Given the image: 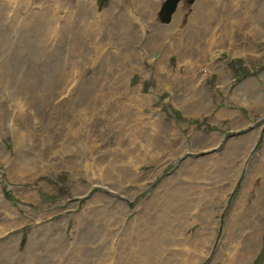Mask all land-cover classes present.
<instances>
[{
    "label": "rangeland",
    "instance_id": "rangeland-1",
    "mask_svg": "<svg viewBox=\"0 0 264 264\" xmlns=\"http://www.w3.org/2000/svg\"><path fill=\"white\" fill-rule=\"evenodd\" d=\"M7 1L0 264H264V0Z\"/></svg>",
    "mask_w": 264,
    "mask_h": 264
},
{
    "label": "bare ground",
    "instance_id": "bare-ground-1",
    "mask_svg": "<svg viewBox=\"0 0 264 264\" xmlns=\"http://www.w3.org/2000/svg\"><path fill=\"white\" fill-rule=\"evenodd\" d=\"M6 1V0H5ZM163 1V0H162ZM4 2V1H3ZM15 2V3H14ZM18 2V3H17ZM157 2L158 3H156V1H153L152 2V4L151 3H149V5H151V7H153L154 9H155V12H156V10L158 9V7H159V3H160V1L159 0H157ZM7 4H8V7L11 9V6H12V11L14 12V10H17V7H16V5H18V4H21V5H24V8L25 9H27V10H29V12H30V7H28L23 1L21 2V0H8L7 2H5L3 5H4V7H6L7 6ZM163 3H161V5H162ZM42 9V8H41ZM150 10V9H149ZM99 11V10H98ZM96 12V11H95ZM101 12H104V11H101ZM106 12V11H105ZM151 12H153V11H151ZM15 13H16V11H15ZM14 13V14H15ZM10 14V13H9ZM96 14H97V12H96ZM57 15V14H56ZM156 15V14H155ZM154 16V15H153ZM152 16V17H153ZM14 17V16H13ZM33 17V16H32ZM42 18V17H41ZM59 18V16L57 15V19ZM144 18H146V17H144ZM150 18V17H149ZM146 20V19H145ZM149 21V20H148ZM153 23L151 22L149 25H152ZM1 144H2V142H0ZM4 143V142H3ZM5 144V143H4ZM0 146H2V145H0ZM5 146H6V144H5ZM6 148H7V146H6ZM8 149V148H7ZM9 150V149H8ZM231 186H233V183L231 184ZM229 189H230V187H229ZM1 193H2V199L4 200V201H7L6 199H5V197H4V195H3V192H2V189H1ZM7 204H9V206L11 205L10 204V202H8L7 201ZM10 208H13L12 206H10Z\"/></svg>",
    "mask_w": 264,
    "mask_h": 264
},
{
    "label": "water",
    "instance_id": "water-1",
    "mask_svg": "<svg viewBox=\"0 0 264 264\" xmlns=\"http://www.w3.org/2000/svg\"><path fill=\"white\" fill-rule=\"evenodd\" d=\"M190 2L192 0H189ZM179 0H168L166 3L165 8H163L165 10V15H164V20L169 21L171 18V15L173 13V11L175 10V8L177 7Z\"/></svg>",
    "mask_w": 264,
    "mask_h": 264
}]
</instances>
